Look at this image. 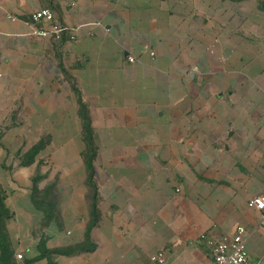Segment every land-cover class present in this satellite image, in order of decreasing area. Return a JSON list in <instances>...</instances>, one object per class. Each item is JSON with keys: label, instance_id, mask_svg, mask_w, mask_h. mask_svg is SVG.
<instances>
[{"label": "crops", "instance_id": "0c3cea01", "mask_svg": "<svg viewBox=\"0 0 264 264\" xmlns=\"http://www.w3.org/2000/svg\"><path fill=\"white\" fill-rule=\"evenodd\" d=\"M228 1L0 0V185L15 255L35 257L42 238L48 248L84 239L92 189L75 87L97 148L99 220L96 248L53 256L57 264H156L158 251L167 264H214L202 236L231 235L237 225L249 264H264V215L247 206L264 195V52L255 54L260 92L224 69L231 59L242 65L246 29L243 12L232 31L224 23ZM42 8L75 40L33 35L47 27L31 20ZM201 76L205 87L188 83ZM41 140L23 166L22 153ZM53 162H63L60 177L48 171ZM37 173L40 191L56 177L61 218L45 221L34 208Z\"/></svg>", "mask_w": 264, "mask_h": 264}, {"label": "trees", "instance_id": "16d2710c", "mask_svg": "<svg viewBox=\"0 0 264 264\" xmlns=\"http://www.w3.org/2000/svg\"><path fill=\"white\" fill-rule=\"evenodd\" d=\"M261 6L264 10V3H261ZM73 91L77 97L78 116L81 120V134L84 143L82 158L85 168L88 172V184L92 189L91 203L89 206V221L84 232V239L80 243L72 246L48 248L46 246V239L42 238L36 247L38 255L32 258L22 259L21 262H18L16 260V255L14 254V249L12 248L9 241L6 225L7 222L12 219L13 213L5 204L7 196L4 189L0 185V264H36L37 261L43 259L46 261V264H57L53 260V256H70L76 253L91 252L96 248L91 239V231L99 220V211L96 205L95 185L93 182V161L96 156L97 148L94 144V134L87 107L82 102L80 94L75 87L73 88ZM0 136H2V131H0ZM44 145L45 141L41 140L22 153L21 164L23 166L31 164L34 161L35 156H37V154L44 148ZM40 178L41 176L38 174L32 178L31 200L34 208L42 213L45 221H50L54 217L53 203L52 200L49 199L50 187L40 193L37 186Z\"/></svg>", "mask_w": 264, "mask_h": 264}, {"label": "rangeland", "instance_id": "374dc122", "mask_svg": "<svg viewBox=\"0 0 264 264\" xmlns=\"http://www.w3.org/2000/svg\"><path fill=\"white\" fill-rule=\"evenodd\" d=\"M238 1L239 2L237 3V2H233V0H229L227 3L226 2L224 3V15L226 17H224L223 20H224V23H227L229 25L230 31H232V29H234L237 24L238 11H239L240 17L242 15V12L244 13L246 29L244 32L240 33V36L245 37L244 40L242 41L243 42V47H242L243 63L242 65L240 64L241 66H239L237 62L233 63V59H231L228 62V66L224 67V69H230L231 72L234 71V73L235 72L244 73L246 75V79L244 81V86H245L244 89L260 92L259 90L261 89V81L260 79L257 78L258 75H254V74H256V72H258L259 68L261 67V66H258V60L255 58V54L256 53L260 54L259 53L260 50L264 52V44L262 43L261 45H259V42L261 41H260V37L258 34L259 31L264 30V10L262 9V6H261V3H264V2L261 0H238ZM213 69L221 70L222 67L214 66ZM263 69H264V66H263ZM263 69H262L263 71L262 73H264ZM207 79H208L207 76H201L198 82L195 81V82H188V83H192L193 84L192 87H197L198 89H200V88L205 87V85L209 84L208 82L209 80ZM263 104L264 102L262 103V105ZM25 147H27V145ZM22 151L23 150L19 151V153L17 154L22 153ZM59 157L60 156H57V158ZM62 168H63V162H53L51 163L50 170L48 171L49 172L57 171L55 172V174L53 173V175L56 176V174H58V177H60V172L63 170ZM37 174L40 176L39 173ZM55 179L56 177L51 178L48 181L47 186L50 187V191H51L49 195V199L52 200V203H53V208H54L53 218L58 219V218H61L60 217L61 215L60 208L62 209L61 198H63L64 195L63 194L60 195L61 191L59 190L60 191L59 192L58 190H56L59 188V186L58 188L52 189L53 185L51 184L56 181ZM59 183L61 184V182ZM42 192L43 190L40 191V193Z\"/></svg>", "mask_w": 264, "mask_h": 264}, {"label": "built area", "instance_id": "2783aa9c", "mask_svg": "<svg viewBox=\"0 0 264 264\" xmlns=\"http://www.w3.org/2000/svg\"><path fill=\"white\" fill-rule=\"evenodd\" d=\"M16 20L15 17H9ZM33 23H45L47 27H35L32 34L43 38H52L54 40L62 39L66 36L70 41L75 40V31L68 27L62 26L54 21L53 13L48 8H42L31 15ZM129 62H134L135 58L129 56ZM247 206L251 209L260 211L264 215V195H258L251 198ZM206 245L210 250L214 264H249V256L245 240V228L237 225L231 235H221L218 237H205ZM151 261L156 264H167L165 254L158 251L151 256ZM16 260L21 262L22 255L16 254Z\"/></svg>", "mask_w": 264, "mask_h": 264}]
</instances>
